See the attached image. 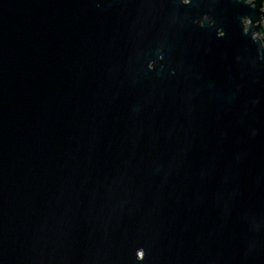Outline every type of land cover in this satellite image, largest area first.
<instances>
[{
  "label": "water",
  "instance_id": "water-1",
  "mask_svg": "<svg viewBox=\"0 0 264 264\" xmlns=\"http://www.w3.org/2000/svg\"><path fill=\"white\" fill-rule=\"evenodd\" d=\"M0 264H264V0H0Z\"/></svg>",
  "mask_w": 264,
  "mask_h": 264
}]
</instances>
